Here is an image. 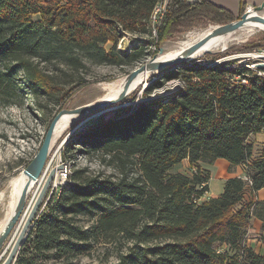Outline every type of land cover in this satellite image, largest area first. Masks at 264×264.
<instances>
[{
    "label": "trees",
    "instance_id": "16d2710c",
    "mask_svg": "<svg viewBox=\"0 0 264 264\" xmlns=\"http://www.w3.org/2000/svg\"><path fill=\"white\" fill-rule=\"evenodd\" d=\"M160 0H0V85L40 97L51 94L50 77L41 61H57L78 70L86 59L121 64L140 60L141 46L118 48L125 31L153 32L152 12ZM243 12V11H242ZM39 14V16H34ZM209 16L220 23L235 15L208 0H168L158 27V43L178 27ZM111 42L110 47L107 43ZM173 68L163 79L183 84L165 95L143 100L128 114L101 116L95 127L76 133L63 158L82 147H101L122 162L137 156L139 175L112 179L74 169L60 190L35 216L13 264H73L112 233L135 239L132 248L113 264H264V254L247 245L253 215L262 219L264 200H244L264 187V147L256 158L248 137L264 129V67L229 62ZM25 79L17 81V74ZM109 116V117H107ZM49 120V124H50ZM188 157L197 163L192 174L172 171ZM224 157L246 163L247 178L230 177L220 195L201 197L210 189V171L199 161ZM79 215L93 221L82 224Z\"/></svg>",
    "mask_w": 264,
    "mask_h": 264
},
{
    "label": "rangeland",
    "instance_id": "374dc122",
    "mask_svg": "<svg viewBox=\"0 0 264 264\" xmlns=\"http://www.w3.org/2000/svg\"><path fill=\"white\" fill-rule=\"evenodd\" d=\"M34 16L37 17L39 14H35ZM218 23L220 22L212 20L209 16L198 18L188 26L178 27L162 40L160 44L157 41L158 28L157 34L153 32L139 33L125 31L118 41V48L133 50L134 48L144 46L147 54H144L140 60L116 64L97 63L86 59V66L78 70L57 61H41L39 67L49 75L51 85V94L40 97L42 105H38L36 99L29 92H23L20 89L14 90L13 88L6 89L0 85V219L6 213L8 204L11 201L13 193L12 186L9 183L11 178L20 175L33 159L42 144L49 126V120L52 121L61 109H72L81 104L102 99L104 91L101 87L104 84L126 76L133 68L145 62L155 53L158 54L160 48L165 43L176 40L187 33H199L203 29ZM110 45L111 42H108L107 47H110ZM259 54L264 55V27L257 26L252 35L246 40L232 43L228 48L223 50L196 56L198 59L190 61L189 64L216 65L229 62V66L244 64L256 69L257 66H252V63H257L264 59V56H260ZM173 68L167 67L165 68L166 71L162 74L156 72L152 76L150 75L151 77L148 78L146 83L131 91L118 107L109 109L101 114L90 113L79 117L61 136L52 142L46 167L40 177L41 180L36 182L29 190L22 214L0 250V263L7 257L50 170L58 164L64 163L65 167L57 171L36 215L45 208L49 197L53 193L58 192L61 185L67 182L68 174L74 169H83L87 174L100 175L101 177H110L112 179L125 176L128 180H131L139 175L138 157L136 155L125 159L126 162H122L119 157H115L112 152L103 147L89 150L81 145H77L84 149L77 153H75L74 149H70L68 153L75 155L65 160L63 158V151L71 137L89 127L97 126L101 121L102 115L103 117L105 114L114 115L116 109L119 107L123 109L120 115L128 114L139 102L149 99V97L165 96L178 89L183 84L181 78L163 79L161 86L154 87L149 94H146V90L153 85L154 80L162 79L161 76ZM3 69L4 65L0 63V70ZM24 79V73L22 71L19 72L16 80L22 81ZM61 117L68 118L63 115ZM248 141L253 144V155L257 158L261 154L264 145V129L259 133L251 134L248 137ZM244 168L245 174L242 177L247 178V166L244 165ZM195 169L196 167L192 169L187 164H179L172 171L192 174ZM212 182V190H215L219 184V180L214 177ZM78 221L82 224H89L93 219L89 215H79ZM249 227L247 236L250 237L254 232L252 224ZM137 242V240L127 237L123 232H115L107 239L97 242L89 253L82 252L73 257L72 263L113 264L118 262L122 255L129 252L132 248L138 249L137 244L145 245L153 243Z\"/></svg>",
    "mask_w": 264,
    "mask_h": 264
},
{
    "label": "water",
    "instance_id": "95a60500",
    "mask_svg": "<svg viewBox=\"0 0 264 264\" xmlns=\"http://www.w3.org/2000/svg\"><path fill=\"white\" fill-rule=\"evenodd\" d=\"M263 8H264V3L254 6L255 10H261ZM249 11H250V9H248V10L246 9L240 15V17H238L234 20L224 22V23H218L216 28H214V30H212L211 34L206 35L201 40H199L198 42L191 45L189 48H187L183 52V54H181L177 57L167 58V59L161 60V59L157 58V53H155L149 59H147L145 62H143L142 64L133 68L126 75V80H125V85H124L123 90L119 94L114 96L113 98H105L102 100L90 101V102L81 104V105H79L75 108H72V109H67V108L61 109L56 114V116L52 119V121L50 122L38 152L35 154L33 159L28 163V165L24 168V172L27 175V179H26V182H25L24 187L22 189V192L20 194L16 209L14 210L12 216L10 217V219L8 220L6 225L4 226L2 232H0V250L3 246V244L5 243L6 239L8 238L9 234L11 233L12 229L16 225L21 214H22V211H23L24 206H25L26 198H27V195L29 192L30 184L32 183V181L38 180L44 172V169H45L46 164H47V158L49 155V151L51 148L54 130H55V127H56L58 120L60 119V117L62 116V114L64 112L75 113L78 115L76 119H79V117H82V116L90 114V113L101 114V113H103L109 109L118 107L119 105L122 104V100H124L126 98V96L129 94V87H130L132 81L142 71L148 70L154 66V67H156L155 69H157L158 71H155L152 74H155L156 72H158L159 74H162L163 72L166 71L165 68H167V67L173 68V67H176L178 65L183 64L186 61L197 60L198 58H196L195 53L202 47V45L212 35L224 33V32L236 29L237 27L241 26L247 19H249V17H250ZM251 17L254 20H258V21L264 23V17L261 15H254ZM162 49H163V47L160 48V50H162ZM209 52H212V51L207 50L205 53H209ZM256 66L257 67H264V60L257 62ZM152 74H150V75H152ZM64 167H65V164L60 163L56 167H54L50 170V172H49V174H48V176H47L36 200L34 201L32 207H31V209H30V211H29V213H28V215H27V217L23 223V226H22L21 230L19 231L18 236L16 237L7 257L0 264H13L14 260L17 257L18 251L21 248V245L23 244V242H24V240H25V238H26V236L30 230V227L33 223V220L36 216L38 208L40 207V204L42 203V200L46 194L48 187L50 186L52 180L54 179L57 171L59 169L64 168Z\"/></svg>",
    "mask_w": 264,
    "mask_h": 264
},
{
    "label": "bare ground",
    "instance_id": "6f19581e",
    "mask_svg": "<svg viewBox=\"0 0 264 264\" xmlns=\"http://www.w3.org/2000/svg\"><path fill=\"white\" fill-rule=\"evenodd\" d=\"M254 15H261L264 17V8L261 10L251 9L249 11V16H250L249 19H247L241 26L237 27L236 29H233V30H230V31H227L224 33L212 35L202 45V47L195 53V56L204 55V54H206L205 52L207 50H211V51L223 50V49L228 48V46L231 45L232 43L241 42L243 40H246L248 37H250V35H252V32L254 31V29L257 26L258 27H264V23H262L258 20L252 19L251 16H254ZM216 26H217V24H214V25H211V26L203 29L199 33H196V32L195 33H193V32L187 33V34L181 36L180 38H177L176 40H172V41L165 43L163 46V49L158 52L157 58L162 60V59L177 57V56L183 54V52L187 48H189L191 45L198 42L199 40H201L206 35L211 34L212 30H214V28H216ZM155 68L156 67L153 66L148 70L142 71L132 81V83L129 87V93L131 91H134L138 86L146 83L148 78L152 76V75L150 76V74H152L155 71H158ZM125 80H126V76H123L119 79H116L113 82H109V83L104 84V86L101 87V89L104 91V95H103L102 99L113 98L114 96L119 94L124 88ZM102 99H100V100H102ZM62 115L65 117H68V118L60 117V119L58 120V122L56 124L55 130H54L52 142H54L56 140V138L61 136L63 134V132L75 120H77L76 118L78 116L77 114L72 113V112H64ZM26 179H27V175L25 174V172L23 170V172L20 173V175H18L15 178H11V181L9 182L10 185L12 186V190H13L12 192L13 193H12L11 201L8 204L7 211L3 215V217L0 219V232H2L4 226L6 225V223L8 222V220L10 219L14 210L17 207V203H18L20 194L22 192V189L24 187V184L26 182ZM40 180L41 179L39 178L36 181H32V183L30 184L29 190L31 189V187L36 182H38Z\"/></svg>",
    "mask_w": 264,
    "mask_h": 264
},
{
    "label": "crops",
    "instance_id": "0c3cea01",
    "mask_svg": "<svg viewBox=\"0 0 264 264\" xmlns=\"http://www.w3.org/2000/svg\"><path fill=\"white\" fill-rule=\"evenodd\" d=\"M189 1L194 2L197 0H189ZM208 1L218 7L231 11L236 18L240 17V15L247 9L248 6L254 7L256 5L264 3V0H208ZM198 163L202 168L209 170L211 175L209 181L210 189L201 197V200H207L212 196L220 195L224 189L225 182L228 178L234 176H244L245 174V168L242 163L234 164L224 157H218L213 162L199 161ZM179 164H184V165L187 164L192 169L197 167V163H191L188 157L184 158L182 162H180ZM179 164L175 166H178ZM214 177H216L219 180V184L215 190H212V183H213L212 181ZM244 200L245 201L264 200V187L260 188L255 192H252L250 188L246 186L244 193ZM250 223L252 224L253 227L252 230L254 233L250 237L247 236L250 228L248 227L245 236V241L247 245H249L254 249L255 252L259 254H264V240L261 237L262 219L256 215H253L250 220Z\"/></svg>",
    "mask_w": 264,
    "mask_h": 264
},
{
    "label": "built area",
    "instance_id": "2783aa9c",
    "mask_svg": "<svg viewBox=\"0 0 264 264\" xmlns=\"http://www.w3.org/2000/svg\"><path fill=\"white\" fill-rule=\"evenodd\" d=\"M167 3H168V0H160V4L159 5H156V9H153V21H151L152 23V26H153V33L154 34H157V28L159 27L160 25V22L163 18V15L166 11V7H167ZM248 9H254L253 6H248L247 7V10ZM260 56H264L262 54H259ZM264 60V59H263ZM262 61V60H260ZM252 66H256V63H252ZM252 162V159L248 160V162L246 163H242L244 164L245 166H247V168L249 167V165L251 164Z\"/></svg>",
    "mask_w": 264,
    "mask_h": 264
}]
</instances>
